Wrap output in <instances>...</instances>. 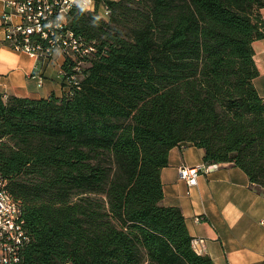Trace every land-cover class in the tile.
Listing matches in <instances>:
<instances>
[{"label":"trees","instance_id":"1","mask_svg":"<svg viewBox=\"0 0 264 264\" xmlns=\"http://www.w3.org/2000/svg\"><path fill=\"white\" fill-rule=\"evenodd\" d=\"M68 26L95 46L78 86L0 92V173L21 203L23 264H214L161 204L169 150L232 163L264 191V99L252 42L264 0H104ZM70 71L71 62L63 65Z\"/></svg>","mask_w":264,"mask_h":264},{"label":"crops","instance_id":"2","mask_svg":"<svg viewBox=\"0 0 264 264\" xmlns=\"http://www.w3.org/2000/svg\"><path fill=\"white\" fill-rule=\"evenodd\" d=\"M0 0V14L3 9ZM98 13L106 19L104 0ZM264 19V7L259 8ZM0 32V92L30 99L60 96L70 85L61 70L65 58L32 57L12 49ZM258 69L254 85L264 99V37L252 42ZM204 162V150L190 143L173 146L167 165L160 170L163 188L161 204L177 206L192 237V247L208 255L214 264H264V191L254 186L240 167L232 163H212L207 173H199L189 184L179 174L180 166ZM201 240V241H200Z\"/></svg>","mask_w":264,"mask_h":264},{"label":"built area","instance_id":"3","mask_svg":"<svg viewBox=\"0 0 264 264\" xmlns=\"http://www.w3.org/2000/svg\"><path fill=\"white\" fill-rule=\"evenodd\" d=\"M95 6L96 0H4L0 14L2 40L32 57L49 59L60 53L65 62H71L70 71L62 68L63 77L69 85L78 86L95 46L68 26L69 12L72 7L93 11ZM105 11L108 16L106 5ZM213 166L205 162L184 165L179 174L193 184L199 173H207ZM29 241L21 203L11 195L8 179L0 173V264H23L21 253Z\"/></svg>","mask_w":264,"mask_h":264}]
</instances>
